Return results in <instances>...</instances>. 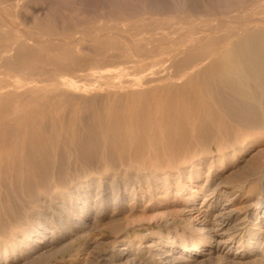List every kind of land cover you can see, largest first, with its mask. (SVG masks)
<instances>
[{"label":"rangeland","instance_id":"obj_1","mask_svg":"<svg viewBox=\"0 0 264 264\" xmlns=\"http://www.w3.org/2000/svg\"><path fill=\"white\" fill-rule=\"evenodd\" d=\"M0 1H2L0 2V6L6 8L4 11L0 7V22L2 23L0 25V53H3L2 56L0 54V82H2L0 83V264H264V235L258 241L252 238L249 231L241 233V230H239L237 234H242L243 244H239L238 238H234L226 246L220 248L217 242L214 241L212 237L213 233L210 231L215 226L213 223H216V219L219 216L220 206L229 199V201H233L231 207L234 210L240 211H237V213L241 218L254 221L251 213L257 207L258 202H264V129L249 130L248 133H251L249 143L235 153L225 150L226 155H224L223 161L219 160V156H223L225 153L223 151L220 152L217 144L212 142L209 145H211L210 149H213V152H207L209 154V156L207 155L208 161L203 163V166L198 168L191 167V169L189 167L188 173L185 174L180 171L177 173V168L168 169V171L164 168L161 172L171 173L168 177L164 175L165 177L161 181L155 180L152 173H150L155 171L153 168L146 171L143 169L141 170V174L138 169L120 167L119 163L115 162L114 164L112 163L114 167L111 165L102 169L105 164L104 162H111L110 158H107V154L108 157L111 155L112 158H117L116 156L120 153L113 151V148L114 150L118 149L110 139L105 142V144L109 143L110 147H108V144L106 146L101 141L102 136L107 134L108 137H111L119 128H122V130L125 128L129 130L136 129L135 131H137L140 126L138 120L140 123L141 116L146 110L145 108L149 104L152 107V104L155 105L156 102L145 104L141 100V97H137L135 99L139 100V104L135 105L136 103L133 99V102H131V99H125L127 100L126 103L125 100L113 97L114 93L111 94V91L109 92V89L106 87L99 90L96 89L99 91L97 92L101 98L99 101L78 103L68 98L72 94L78 97H84L85 95L86 97L92 96L93 92L84 89L83 83L79 84L78 89L70 85L73 80L86 79L88 75L84 74V78L83 73L92 75L93 79L92 77L91 79H87L93 80L94 83L95 80H98L99 76L113 73L121 68L122 65V67L125 65V67L133 66V69H129L130 78H132V81L134 79L135 82H133L135 84H138L139 87L136 85L138 90L144 89V86L141 87L145 80L144 75L141 73V68H139L140 71L136 69L141 67L143 61L150 62L159 57L160 53L165 51L170 52L172 51L171 49L175 50L179 47L175 44L179 40L177 35L178 24H185L181 26L189 28L192 24L186 23L188 21L191 23L190 21L193 20L195 24L196 21L195 25L201 26L200 28L204 29L201 35L206 37V42L205 44L203 43L204 45L201 44L202 46H209L211 49L212 47L213 49H217V45H221L222 48L226 46V48L231 47V43L234 42L236 36H234L235 38H230L231 40L225 36L229 34L228 32L238 30V28L233 29L234 26L236 27L237 25L238 27L241 23L244 25L246 20L252 19L249 18L250 16L254 19H258V16L260 17L259 19L264 18V0H250V2L249 0H237L238 2L234 0V4H232L234 6L231 5L232 8L230 6L227 8L224 1L220 0V2L215 0V2L218 1L216 4L213 0H205L206 2L204 0H197L196 7L207 8L209 5L214 9L218 7L217 10L208 7L207 9L217 12L214 14L211 11L212 14L204 17H190L182 4L180 5L184 11L181 10L182 8L179 7L178 0H172L174 3L171 0H167L169 5L173 3V6L164 5L167 3L166 0ZM247 1L249 2L248 4H246ZM159 2L161 3L159 4ZM177 2L178 4H176ZM206 3L207 5H205ZM237 3L240 5H237ZM21 4H23V7L25 5V7L23 8ZM174 8L181 11L178 12ZM154 9H157V11ZM167 10H171V13H173L172 10L178 12L174 17L177 18L179 14V21L177 18L174 22V17L172 19L170 16L165 17V15V19L164 17L160 18L162 13L166 12L168 14ZM156 12L159 13V18L155 16ZM180 12L183 14L180 15ZM150 16L153 18L155 16L158 20H152L151 23L152 18H150V21L148 20ZM237 17L238 19H236ZM119 18H126L124 21H126L125 24L127 23V26L125 24L122 26L123 20L121 22ZM167 18L171 22L173 21V23H170V20ZM142 19L145 22L143 26L139 24H144L143 21L139 22ZM183 19L186 21H180ZM229 19L232 21L234 19V21L232 22ZM239 19L240 21L238 22ZM155 21L158 25L161 24L160 26L162 27L163 25L164 27V29L156 32L159 35L162 34L161 36L155 34V31H158L156 30L158 25L153 24L156 23ZM176 21L181 22V24H177ZM167 23L172 24V26L175 23L177 25L175 24L176 27H172L168 26ZM114 24V27H118L121 30L115 29L116 32L112 26ZM152 24L156 25L157 28L155 27L154 29ZM220 25L222 26L220 27ZM131 26L134 27L132 28ZM142 27H144V31L147 30L145 32L141 31L140 28ZM171 27L173 28L172 30L170 29ZM227 27L230 29L227 30ZM135 28L137 29L134 30ZM212 28L213 32L218 35L212 32ZM125 30L127 32H124V34L123 31ZM163 30H169V33L171 32L170 35H166V31ZM137 31H141L142 33H136ZM190 31L191 29L184 33L192 36L194 32L191 31L193 33H190ZM222 33H224V37ZM106 34H109L107 38L105 37ZM115 34L120 35L116 36ZM213 35L218 36L219 39L223 38L215 46H212V43L209 42L213 39ZM27 36H32L35 39ZM143 36L145 39H142L144 38ZM157 36L159 37L158 40L156 39ZM163 37L168 39L165 41ZM194 37L198 38L195 34L192 38L194 39ZM6 38L7 40H5ZM78 38H80V42L79 40L76 41ZM120 38L122 39L121 41H119ZM11 39L14 40L12 43H10ZM23 39H27L25 41L30 42L25 45L27 42ZM34 40L36 41L33 42ZM147 40L150 42L147 43ZM188 40L190 39L188 38ZM207 40L209 41L207 42ZM17 41L20 43L17 44ZM111 41L114 43L110 44V47L119 45V42L120 45L113 48L108 47L109 49L106 48L109 46V43H112ZM8 42L10 43L9 45L7 44ZM13 43L16 46L20 45L19 47H15L11 45ZM225 43L226 46H224ZM173 44L174 46H172ZM157 45L160 47L158 48ZM120 46L122 49L119 48ZM103 47L108 49V51L106 50L107 53ZM139 48H141L140 52H138ZM208 48L206 50H210ZM222 48L219 47V50H222ZM10 49L13 50V53ZM52 52L53 54L51 55L55 59L49 54ZM60 52L62 55L65 53L70 54L61 56ZM111 52H113V55L116 53L115 56L117 57L114 56V61L118 65L113 64L114 61H102L108 68L104 63L100 62L102 59L99 56L103 60H108L112 56ZM117 52H121L118 54L124 56L120 58ZM4 53H7V55ZM57 53L59 55H55ZM139 53L140 55L138 56ZM125 54H128L126 55L127 59L125 58ZM41 56L42 59H40ZM62 57L65 60L68 57L70 58L64 64ZM128 57L130 61L134 60V63L128 65L126 63L129 60ZM91 58L93 59L91 60ZM96 58L99 59L97 60ZM77 59H82V63L85 65ZM85 59H88L91 65L93 63V65H96L98 62L100 65L101 63L104 65H101L100 68L97 67L99 64L96 65L97 68L92 65L93 68H91V65H88V61ZM70 62L71 65H69ZM74 63L75 68L73 67V70H68L67 67H72ZM58 64H62L63 66ZM49 66H54L55 69L53 67L49 69L51 68ZM64 71L67 73L66 75L63 73ZM73 76L74 78H72ZM59 88L63 92L65 90L66 93H69L70 90L71 92L67 96ZM83 92L85 95L81 94ZM104 94L108 95L106 96L108 101L104 98ZM110 95H112L111 98ZM67 99L70 101H66ZM142 103L143 105H141ZM130 105L135 106L131 107ZM122 107L123 109H121ZM134 107L137 110L133 109ZM107 118L109 119L105 121ZM123 118H125V121ZM135 118L138 120H134ZM120 119L123 121L121 122ZM129 119H132V122ZM113 121H116V124ZM126 121L127 124H125ZM111 126L112 128L117 127V129H111ZM140 129L141 127H139L138 131ZM218 137L220 136L218 135ZM95 140H100V149H97L98 146L94 148L93 144L96 142ZM101 147H104L105 151ZM163 149L165 148L163 147ZM88 151H92L93 155L95 152V156L96 154L98 156L96 157L97 159L95 158L96 161L94 160L92 169H89L84 161L85 153H88ZM107 151L110 153H107ZM163 151L165 150L159 152L160 156L162 155V160L164 157L169 156L168 159L163 160V162H167L170 159V154L167 151H165L166 153ZM104 152H106L105 155ZM111 152H114V154L112 155ZM117 152L118 154L116 155ZM100 155L102 157H99ZM104 157L107 159L106 161L103 160ZM77 163H83L85 167L82 164L76 165ZM58 172H61L62 176L60 185L56 186L53 183H55V175ZM61 173L58 175L60 176ZM134 173L137 174L135 175ZM90 181H95V185L89 186ZM44 182L48 184L51 192L50 196L42 198L34 194L31 195L30 187L46 185ZM84 183L85 185H83ZM98 189L100 190L98 198L102 199V205L99 210L95 212L96 214L92 212L90 218L80 217L76 213V207L83 208V213L85 212L88 215L87 213H90L92 209L87 205V201L89 200L87 196L92 193L93 195L96 194ZM212 189H215V195L211 197L210 202L214 201L213 203L216 206L213 208L208 207V202V205L201 208L200 204L202 200L206 198L207 193L212 191ZM115 197H117V200H114ZM193 203H195V206ZM254 223H256L255 227L257 229L255 228L252 231L256 232L261 226L264 227L261 219H258ZM28 224L30 225L28 226ZM245 225L247 226L248 224ZM43 226L48 227L53 232L50 233L49 231V235L45 238H42L40 235L35 238L36 234L32 231L40 229ZM250 227L252 225L249 226V229ZM27 233L28 235H26ZM29 236H33V239L37 243L44 244L50 241L51 244L43 245L44 248L37 255H28L24 249L23 242L25 243L29 240ZM224 238L226 240L229 239L228 236H224ZM183 246L190 249L191 256L193 255V257L190 258L188 257L190 255H185L180 251Z\"/></svg>","mask_w":264,"mask_h":264},{"label":"bare ground","instance_id":"obj_2","mask_svg":"<svg viewBox=\"0 0 264 264\" xmlns=\"http://www.w3.org/2000/svg\"><path fill=\"white\" fill-rule=\"evenodd\" d=\"M5 1H8V0H5ZM163 1H165V0H163ZM168 1H170V0H168ZM173 1H175V0H173ZM198 1L197 0H178L179 7H181L180 4H182L183 8L186 10V12L189 14L190 17H204V16H207L209 14H212V12H214V11H212L210 9H207L208 7H211V9L213 8L210 5L207 8L196 7L197 6L196 3ZM213 1L215 2V0H213ZM220 1H224V3H225L227 8H228V6L231 7V5L234 4V0H220ZM252 1H255V0H252ZM0 2H2V1H0ZM166 2H167V0H166ZM178 2L176 4H178ZM217 2H215V4ZM249 2H250V0H249ZM249 2L247 1L246 4H248ZM160 3L161 2H159V4ZM173 3H171L170 5H172ZM207 3H208V1H207ZM207 3L205 5H207ZM5 4H7V3L5 2ZM23 4H21L22 7H23ZM209 4H211V3H209ZM238 4L239 3H237V5ZM244 4H245V2H244ZM164 5L167 6V5H169V3L167 2ZM9 6H8V8H9ZM232 6H234V5H232ZM242 6H243V4H242ZM242 6H241V8H242ZM0 7H1V10L2 9L6 10V8H2V6H0ZM13 7H15V6H13ZM24 7H25V5H24ZM175 7L178 8V6H176V5H175ZM226 7H225V9L227 10ZM236 7H238V6H236ZM236 7H234V8L236 9ZM177 8L176 9L174 8V9L176 11H178V12L183 10L182 7H181L182 8L181 10H177ZM143 9H145V8H143ZM172 9H173V7H172ZM217 9H218V7H217ZM217 9L213 8V10H217ZM154 10L157 11V9H154ZM229 10H230V8H229ZM237 10H238V8H237ZM257 10H258V8H257ZM160 11H161V9H160ZM170 11L167 10L168 14H166V12L162 13L163 11L160 12L163 15V16L161 15L160 18H163L164 15H165V17L170 16V18H172V17L176 16L177 13H178V12H175L173 10H172L173 13H171ZM221 11H222V9H221ZM182 12H180L181 13L180 15L185 13V12H183V13ZM215 12H217V11H215ZM215 12H214V14H215ZM224 12H226V11L224 10ZM242 13H240V14L242 15ZM158 14L159 13L156 12L155 16L157 17ZM217 14H219V13H217ZM244 14H245V12H244ZM155 16H154L155 19L150 16L148 20L150 21V18H152L151 19V23H152V20H156L157 21L158 19ZM159 16H158V18H159ZM178 16H179V14H178ZM178 16H177V18H178V21H179V17ZM165 17H164V19H165ZM231 17H233V16H231ZM241 17L243 18V16H241ZM244 17H245V15H244ZM254 17H256V16H254ZM177 18L174 17V19L173 18L172 19L174 21ZM249 18H252V19H249ZM249 18H248L249 19L248 21L246 20V22L244 21L245 23L243 22L244 25H242V23L241 24L239 23L240 25H238V27H237V25H236V27L234 26L233 29L238 28V30L236 29V31L233 30V32H228L229 34L226 33L227 34L226 36L223 35L224 33H222L223 37L225 36L229 40H231L234 36H236V39L234 40V42L231 43L232 44L231 47L226 48L227 47L226 46L227 41H226V43L224 45L226 47L223 46L224 48H222L221 45H217L218 46L217 49H215V48L213 49V47L211 49V47L208 46L210 48V50H206V48H208V47L201 45L203 43L205 44L206 37L201 35V32H203L204 29L200 28L201 26L200 27L196 26L195 25L197 23L196 21H195V24H194L193 20H192L193 23H192V21H190L191 23H189V21H188V23H186V24H192L191 27L188 26L189 28L182 27L181 25H185V24H181V22H177L176 21L177 24L178 23L181 24V25L178 24L179 28L177 29V31H178L177 35H178V39L179 40L176 43L175 42H173V43H175L179 47L177 49H175L173 47L175 50L171 49L172 51H170V52L165 51V52L160 53V55L158 54L159 57H157L156 59H154V60H152L150 62L149 61H147V62L143 61L141 63V67H138V69H136V70L140 71L139 68H141V73L144 75L145 80L143 81V84L141 85V87L144 86V89L141 88V89L138 90V88H136V85L138 86V84L134 83L135 82L134 79H133L134 82L131 80L132 78H130L131 75L129 74L130 73L129 69L133 67L131 65H130V67L129 66L125 67L126 65L124 67H122L123 66L122 65L121 68H119L117 71H115L113 73H110V74L106 73V74H103L102 76H99L98 80H95V82H96V83L94 82L95 84L93 83V80L87 79V78L91 79V77H92V75H89L87 73H83V75L84 74L88 75V77H86V79H84L85 78V75H84V78H83L84 80H82V79L81 80H73L70 83V85L73 86L75 89H78L79 88V84L83 83L82 86L84 87V89H88V90L93 92L92 96H90V97H86L84 92L81 93V94L85 95L84 97H82V96H79V97L78 96H74V94H72V96L69 95V97H68L69 99L73 100L74 102H78V103L79 102L82 103V102H85V101H92V102L93 101H99V99L101 100V98L99 97V93H98L99 91L98 90L99 89H103L104 87L108 88L109 92L111 91L110 92L111 94L114 93L113 97L118 98L119 100H123L124 101L125 99H131V100L133 99L135 101V103H136V104L133 103L135 105L139 104V102H138L139 100L138 101L136 100L137 97L138 98L141 97V100H143V102L145 104L146 103H151V102H156L155 105L152 104V107L149 104V106L147 108H145L146 110H145L144 114H142V116H141L140 123H139L138 119H136V118L134 119V120H138V124H140L139 127H141L140 131H138L139 127H138L137 131H135L136 129L135 130H133V129L129 130V129H126V128H125L126 130L125 129L122 130V128H119L118 130H116L117 127L116 128H114V127L112 128L113 124H111L112 125L111 129H115L116 130L115 133L114 134L111 133L112 134L111 137H108L107 134L102 136L101 141L104 142V144H105V142H107V140L110 139L111 142L113 143V145L118 149V150H116V149L114 150V148L112 146L113 151H118L120 153L119 154H118V152L116 153V155L118 154L116 156L117 158H112L111 155H110V157H108V154H107L106 156H107V158H110L111 162L107 163V162L103 161L105 164L104 163H103L104 165L102 164L103 165L102 169L105 168V167L111 166L112 163L114 164L115 162L119 163L120 167L124 166V167H127V168L130 167V168L138 169L140 171V173H141V170H143V169H145V171H146V170H150V168H153L155 171H153V169H152L153 172H150V173H152V175L155 178V180L158 179V180L162 181L163 177H165V176L168 177L169 174L171 173V172H166V173L161 172V170H163L164 168H165V170L167 169L166 171H168V169L172 170V168H174V169L177 168V173H179V171H180L181 173L185 174V173H188V171H189L188 168L189 167L191 169V167H195V168L197 167L198 168V167L203 166V163H206L208 161L209 154H207V152H209V153L213 152V149L212 150L210 149L211 145H209L212 142L217 144L218 148L220 149V152L223 151L225 153V154L222 153L223 156H219L220 159L218 158L219 160L223 161L224 155H226L225 150H230V151H232V153H235L237 150L241 149V147H244V146H246L249 143V141H250L249 136L251 134V133L250 134L248 133L249 130L264 129V18L259 19L260 18L259 16H258V19L257 18L254 19L252 16H250ZM124 19H126V18L120 19L121 22L123 20L122 26L126 22V21H124ZM164 19H162V20H164ZM234 19H233V21H234ZM236 19H238V17ZM240 19L238 20V22L240 21ZM130 20H132V19H130ZM168 20H170V19H168ZM229 20H231V19H229ZM244 20H245V18H244ZM141 21H143V19L140 20L139 22H141ZM159 21L161 22V20H159ZM173 21L171 22V20H170L169 22L173 23ZM180 21L183 22V21H186V20L183 19V20H180ZM5 22H6V20H5ZM116 22H118V21H116ZM163 22L166 23L165 20ZM129 23H131V22H129ZM135 23H137V22H135ZM170 23L169 24L167 23L168 26L169 25L172 26V24H170ZM126 24H125V26H127ZM139 24H141V26H143V25H145V22H144V24H142V23H139ZM153 24H157L158 25L157 22L153 23ZM153 24H152V26H154ZM175 24H173L172 27H176L177 24L176 25ZM0 25H2V23ZM128 25H130V24H128ZM160 25H158V28H157L156 25L154 26V29L156 27L157 28L156 30H158V31L154 30L156 35H159L156 32H159L160 29H164L163 25H162V27ZM222 25H220V27ZM112 26L114 27L115 24L112 25ZM239 26H240V29H239ZM144 27L140 28L141 31L142 30L144 31ZM172 27L170 28L171 30L173 29ZM217 27H218V25H217ZM230 28H232V27L230 26ZM230 28L227 27L226 29L228 30ZM115 29L119 30L118 27L117 28L114 27V30ZM136 29L137 28H135L134 30H136ZM166 29H168V28H166ZM174 29H176V28H174ZM190 29H191V31L194 32L195 35L198 36L197 39L195 37H194L195 40L192 38V36L194 34H192V36H191V35H187V34L184 33V32H186L187 30H190ZM226 29H224V30L226 31ZM148 30H151V29H148ZM169 30L168 31L163 30V31H166L165 32L166 35L167 34L170 35L171 32L169 33ZM214 30H215V27H214ZM6 31H10V30H6ZM141 31H137L136 33H138V32L140 33ZM191 31H190V33H193ZM124 32H127V30L123 31V33ZM173 32H175V31H173ZM212 32H213V28H212ZM217 32H219V31H217ZM190 33H188V34H190ZM124 34H122V35H124ZM160 34H161V32H160ZM214 34H216V33H214ZM107 35L109 36V34L105 35L106 38H107ZM110 35H113V34H110ZM118 35H120V34H118ZM118 35H116V36H118ZM142 35H144V34H142ZM161 35H159V36H161ZM216 35H218V34H216ZM222 35H220V36H222ZM27 37H32V36H27ZM74 38H76V37H74ZM116 38H118V37H116ZM158 38L159 37L157 36L156 39L158 40ZM163 38L165 39V37H163ZM188 38L190 40H188ZM226 38H224V39H226ZM32 39H35V38L32 37ZM108 39H109V37H108ZM142 39H145V37L142 38ZM161 39H162V37H161ZM166 39H168V38H166ZM166 39H165V41H166ZM170 39H171V37H170ZM220 39L222 40L223 38L221 37ZM220 39H219L218 36L216 37L215 35H213V39H211V41H209L210 40V38H209V40H207V42L209 41L210 43H212V46H215L218 42H221ZM5 40H7V38ZM14 40H15V38H14ZM14 40H12L10 43H12ZM23 40L25 41L27 39H23ZM29 40H30V38H29ZM78 40L80 42V38L76 39V41H78ZM121 40L122 39L120 38L119 41H121ZM148 40H150V39H148ZM148 40H147V43L150 42V41L148 42ZM229 40H228V42H229ZM35 41L36 40H34L33 42H35ZM167 41H169V40H167ZM25 42H27V43H25V45H26L30 41H25ZM33 42H32V44H33ZM153 42H154V40H153ZM10 43L8 42L7 44L9 45ZM18 43H20V42L17 41V44ZM113 43L114 42L109 43L108 44L109 46H107V47L105 46V47L106 48H108V47L109 48H113V47H116V46L120 45V42H119V45H116V46L113 45V47L112 46L110 47V44H113ZM115 43H117V42L115 41ZM160 43H161V41H160ZM210 43H208V44H210ZM11 45H14V43L11 44ZM19 45L18 46L14 45V46L15 47H19ZM39 45H40V41H39ZM206 45H207V43H206ZM172 46H174V44ZM27 47H29V46L27 45ZM33 47H35V46H33ZM105 47H103L104 51H106V50L108 51L109 48L106 49ZM157 47H158V45H157ZM219 47L222 48V50H219ZM119 48H121V46ZM142 48H144V47L142 46ZM11 50L12 49H10V51ZM36 50L38 51V49H36ZM136 50L138 51V49H136ZM7 51H9V50H7ZM107 51H106V53H107ZM124 51H126V50H124ZM140 51H141V48H139L138 52H140ZM146 51H148V49H146ZM18 52H19V49H18ZM151 52H153V51H151ZM12 53H13V50H12ZM111 53L110 54L112 56L109 57L108 60H103V58H101L99 56V58L102 59V60H100V62H102V61L113 62L115 60V57H117V56H115L116 53H115V55H113V52H111ZM118 53H121V52H117V55H119L120 58H122V56H124V55H121V54H118ZM0 54L2 56L3 53H0ZM4 54L7 55V53H4ZM49 54H50V56H52L54 58V56L51 55V54H53V52L49 53ZM65 54H67V53H65ZM65 54H63V55L66 56ZM68 54H70V53H68ZM39 55H41V54H39ZM55 55H59V53H57ZM60 55L63 56L62 53ZM126 55H128V54H125V58H126ZM130 55H131V53H130ZM139 55H140V53L138 54V56ZM78 56H77V58H79ZM70 57H68L67 60ZM129 57H128V59H129ZM71 58H73V57H71ZM40 59H42V56H41ZM62 59H63V57H62ZM92 59L93 58H91V60ZM152 59H153V57H152ZM63 60H64V64L66 62H68L65 59H63ZM77 60H79L81 63L83 61L82 59L81 60L77 59ZM85 60L88 61L87 62L88 65H91V62H89L88 59H85ZM49 61H51V60H49ZM72 61H73V59H72ZM133 61L132 60L130 61V59H129L127 62L126 61L125 62L128 63V65H129L131 63H134ZM42 62H41V64H42ZM71 62H70L69 65H71ZM115 62L116 61H114L113 64ZM120 62H122V61H120ZM61 63H62V60H61ZM102 63H104V62H102ZM102 63H101V65L105 64V63L104 64H102ZM62 64H58V65H62ZM82 64H84V63H82ZM87 64H86V66H87ZM97 64L100 65L99 62ZM115 64L118 65V63H115ZM72 65H73L72 67L68 66L67 69L68 70H71V69L73 70L75 68V66H74L75 63L72 64ZM92 65H91V68H93V67H95V68L99 67L100 68L101 67V65L100 66L97 65V67H96V65H93V67H92ZM105 66L108 67L106 64H105ZM105 66H103V67H105ZM49 67H51L49 69H52V67H53V69H55L54 66H49ZM62 68H64V67H62ZM79 68H81V67H79ZM59 69H60V67H59ZM78 69H76V70H78ZM103 69H101V70H103ZM20 70L22 71V69H20ZM61 70L63 71V69H61ZM62 71H60V72H62ZM51 73L53 74V72H51ZM63 73L65 75L67 74V73H65V71ZM77 73H80V72H77ZM71 76H72V74H71ZM93 76H95V75H93ZM66 77H68V76H66ZM79 77H80V75H79ZM72 78H74V76ZM92 79H93V77H92ZM0 83H2V82H0ZM37 87L39 88V86H37ZM59 89L61 91V88H59ZM59 89H58V91H59ZM96 89H98V90H96ZM53 91H55V90H53ZM65 91L64 92L61 91V92L66 93ZM61 92H58V93H61ZM70 92H71V90H70ZM70 92L66 93V95L68 96V94H70ZM62 94H60V95H62ZM107 94H109V93H107ZM106 96H108V95L104 94V98L106 99V101H108ZM111 97H112V95H110V98ZM69 99H67L66 101H68ZM102 99H103V97H102ZM118 99H116V100L118 101ZM131 100H129V101H131ZM133 100L131 102H133ZM126 101L127 100H125V102ZM121 102H120V104H121ZM129 104H130V102H129ZM135 105H130V106L133 107ZM141 105H143V103ZM136 107H138V106H136ZM136 107H134L133 109H136ZM121 109H123V107ZM142 109H143V106H142ZM135 112L137 113V111H135ZM121 117H119V118H121ZM109 118H107L105 121H107ZM131 118H132V116H131ZM123 119L125 121V118H123ZM115 120H117V119H115ZM129 120H128V122H129ZM122 121L123 120H121V122ZM100 122L102 123V121H100ZM113 122H115V124H116V121H113ZM119 123H120V121H119ZM117 124H118V121H117ZM125 124H127V121H126ZM108 125H110V124L108 123ZM115 126H117V125H115ZM15 134L17 135V133H15ZM218 135L220 137H218ZM96 138H98V137H96ZM248 138H249V140L247 141ZM95 141L96 142L93 144L94 148L96 146H98V148L97 147L96 148L100 149L99 148L100 147L99 146L100 140H98V141L95 140ZM107 144H108V147H110L109 143H107ZM107 144H105V145L107 146ZM187 144H189L190 146L189 145L187 146ZM163 147L165 149H163ZM101 148H103V150H104V147H101ZM108 149L109 148H107V150ZM162 150H165V151H167L170 154L169 161L163 162V160L165 161V159L166 158L168 159L169 156L168 157L166 156V158L164 157V159L162 160V158H161L162 155L160 156V153H159V152H162ZM101 151H102V149H101ZM109 151H110V149H109ZM109 151H107V153ZM165 151H163V152H165ZM91 152L88 151V153H85V158H84L85 164H86V166L89 169H92V166L94 164V160L96 161V159H97L96 157H98L97 154L95 156V152H94V155ZM216 152H214V153H216ZM105 154H106V152H104V155ZM113 154H114V152L112 153V155ZM165 155H167V154H165ZM99 157H102V156L100 155ZM105 157H104L103 160L106 161L107 159ZM216 158H217V156H216ZM225 158H226V156H225ZM159 160H161V161L158 163ZM210 161H212V160H210ZM96 163H95V165H97ZM79 164L80 163H77L76 165H79ZM81 164L83 165V163H81ZM94 167H96V166H94ZM85 170H83V171L85 172ZM102 172H104V171H102ZM59 173H61V172H58V174ZM58 174L55 175V183H53V184H56V186L60 185V179H61V176H62V173L60 174V176ZM100 174H102V173H100ZM73 175H74V172H73ZM84 175H85V173H84ZM103 175H104V173H103ZM45 179H46V181H48L47 178H45ZM94 179H95V177H94ZM44 183L46 185H39V186H36V187H33V186L30 187L31 195L34 194V195H36L38 197H42V198H46L47 197L48 198L50 196L51 192H50V189L48 187V184L46 182H44ZM94 183H95V181H90L89 186L95 185ZM83 185H85V183ZM89 186H88V188H89ZM99 186H101V185H99ZM73 187H74V185H73ZM91 188H93V187H91ZM98 188H100V187H98ZM99 191L100 190L98 189L96 191V194L93 195V193H92L89 196H87L88 199H89V200L87 199L88 200L87 201V205H89L91 207V209H92L90 211V213L89 212L87 213L88 215H86L85 212L83 213V208H77L76 207V209H77L76 213L80 217L82 216V217H85V218H90V215L92 214V212L95 213V212H97V210H99L100 206L102 205V199L98 198L99 197L98 196L99 195L98 194ZM60 193H63V192H60ZM214 193H215V189H212V191L207 193L206 198H204V200H202V202L200 204L201 208H203V206L208 205V202H209L208 207L213 208V207L216 206L213 203L214 201L210 202L211 197H214V195H215ZM29 194H30V192H29ZM128 194H126V195H128ZM65 195H67V194H65ZM31 197L33 198V196H31ZM39 200H41V199H39ZM114 200H117V197H115ZM229 200L226 201L223 205L220 206L219 216L216 219V223H213V224H215V226L210 229V231L213 233L212 237H213L214 241L217 242L218 247L221 248V247L226 246L227 243L230 242L234 238L235 239L238 238V243L241 244L243 238H242V234L241 235H240V233L237 234L239 232V230H241V233H243V232L246 233L247 231H249L251 233L252 238H254V239L259 241L264 235V227L261 226V228H259L256 232L252 231V230H255V228H256L255 224L256 223H254V222L257 221L258 219H261L262 222L264 223V202L263 201L262 202H258V204L256 205L257 207L254 209V211L252 213L250 211V213L253 215V219H254V221L253 220L251 221L249 219L245 220V218H241L239 216V214L237 213V211H239V210H237V209L234 210L231 207L233 201H229ZM27 205H29V204H27ZM193 205L195 206V203H193ZM193 205H192V207H193ZM70 209H71V207H70ZM251 210H252V208H251ZM26 216H28V215H26ZM22 222H24V221L22 220ZM245 224H248V225L246 226ZM29 225L30 224H28V226ZM250 225H252V227H250V229H249ZM25 226H26V223H25ZM251 228H253V229H251ZM23 231H25V230L23 229ZM49 231H50V233L53 232L48 227L43 226L40 229H37V230L32 231V232H34V234H36L34 236L35 238L38 237L39 235L42 238H45V237H47L49 235ZM228 232H231V233H228ZM18 233H19V231H18ZM11 235H13V234H11ZM26 235H28V233ZM224 236H228L229 239L227 238L228 240H226L224 238ZM49 243L51 244L50 241H49ZM49 243L48 242H45L44 244L43 243H37L36 240L33 239V236H29V240H27L25 243L23 242V244H24L23 246H24V249L26 250L28 255H31V254L32 255H37L38 252L41 251L44 248L43 245H46V244L48 245ZM180 251L183 254H185V255H190V256H188L190 258L193 257V255L191 256L192 253H191L189 248H186V247L183 246V248H181ZM24 253H25V251H24Z\"/></svg>","mask_w":264,"mask_h":264}]
</instances>
